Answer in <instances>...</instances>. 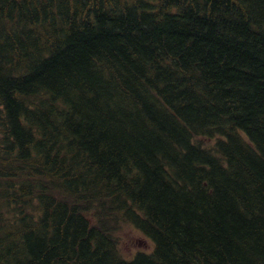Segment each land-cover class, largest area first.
Listing matches in <instances>:
<instances>
[{"label": "trees", "instance_id": "16d2710c", "mask_svg": "<svg viewBox=\"0 0 264 264\" xmlns=\"http://www.w3.org/2000/svg\"><path fill=\"white\" fill-rule=\"evenodd\" d=\"M0 34V264H264V0H0Z\"/></svg>", "mask_w": 264, "mask_h": 264}, {"label": "rangeland", "instance_id": "374dc122", "mask_svg": "<svg viewBox=\"0 0 264 264\" xmlns=\"http://www.w3.org/2000/svg\"><path fill=\"white\" fill-rule=\"evenodd\" d=\"M205 146L213 144L212 140L202 139ZM121 252L127 258L132 257L138 251H151L153 242L140 230L132 225H125L119 233Z\"/></svg>", "mask_w": 264, "mask_h": 264}, {"label": "bare ground", "instance_id": "6f19581e", "mask_svg": "<svg viewBox=\"0 0 264 264\" xmlns=\"http://www.w3.org/2000/svg\"><path fill=\"white\" fill-rule=\"evenodd\" d=\"M1 35V34H0ZM202 123V122H201ZM174 124V123H173ZM242 152V151H241ZM201 158H203V157H201ZM199 171V170H198ZM221 175V174H220ZM231 175V174H230ZM228 176V175H227ZM203 177V176H202ZM225 182V181H224ZM130 197V196H129ZM215 202V201H214Z\"/></svg>", "mask_w": 264, "mask_h": 264}]
</instances>
